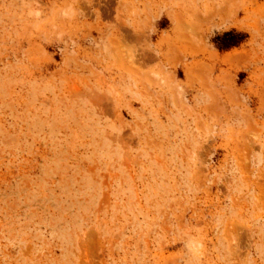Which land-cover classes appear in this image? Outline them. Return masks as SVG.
Returning a JSON list of instances; mask_svg holds the SVG:
<instances>
[{
    "label": "rangeland",
    "instance_id": "obj_1",
    "mask_svg": "<svg viewBox=\"0 0 264 264\" xmlns=\"http://www.w3.org/2000/svg\"><path fill=\"white\" fill-rule=\"evenodd\" d=\"M0 264H264V0H0Z\"/></svg>",
    "mask_w": 264,
    "mask_h": 264
}]
</instances>
